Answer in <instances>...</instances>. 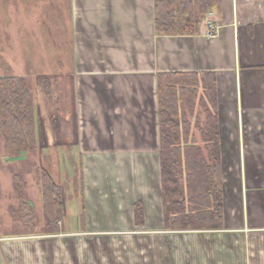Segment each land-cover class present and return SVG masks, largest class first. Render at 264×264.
Here are the masks:
<instances>
[{
    "label": "crops",
    "instance_id": "1",
    "mask_svg": "<svg viewBox=\"0 0 264 264\" xmlns=\"http://www.w3.org/2000/svg\"><path fill=\"white\" fill-rule=\"evenodd\" d=\"M70 7L73 66L47 140L58 129L63 150L73 146L80 156L81 217L69 224L63 202L58 232L0 235V264H264V0H222L196 34L156 33L154 0H70ZM160 72L215 79V99L201 81L187 118L207 156L199 125L217 114L219 229L165 227Z\"/></svg>",
    "mask_w": 264,
    "mask_h": 264
},
{
    "label": "trees",
    "instance_id": "2",
    "mask_svg": "<svg viewBox=\"0 0 264 264\" xmlns=\"http://www.w3.org/2000/svg\"><path fill=\"white\" fill-rule=\"evenodd\" d=\"M222 0H154L155 31L158 34L199 33L205 17L218 9ZM204 81L210 98L215 99L213 74L160 72V155L165 227L170 230L219 229L223 226V184L218 148L217 114L210 113L200 126L204 149L191 134L188 110L195 107L198 88ZM205 106V105H204ZM0 136L5 139L7 156L18 157L37 141L34 95L22 77L0 76ZM44 211L49 232L60 230L63 201L59 188L47 172L41 173ZM28 220L35 217L26 208ZM141 201L135 203V220L144 223Z\"/></svg>",
    "mask_w": 264,
    "mask_h": 264
},
{
    "label": "rangeland",
    "instance_id": "3",
    "mask_svg": "<svg viewBox=\"0 0 264 264\" xmlns=\"http://www.w3.org/2000/svg\"><path fill=\"white\" fill-rule=\"evenodd\" d=\"M72 66L70 0H0V76L24 78L33 92L36 110L41 111L39 119L36 112V145L28 147L18 157L6 155L5 139L0 136L1 236L33 235L49 230L41 187L42 172H47L58 186L68 223H77L81 217L80 156L73 146V149L63 150L64 139L58 129L52 128L57 136L47 140L49 126L54 123L58 126L54 118L58 105L56 96L63 101L64 71ZM201 103L203 99L200 100L202 110L204 104ZM40 122L44 127L41 126L39 135ZM47 144H56L55 149H47ZM28 207L34 214L33 222L26 216Z\"/></svg>",
    "mask_w": 264,
    "mask_h": 264
},
{
    "label": "built area",
    "instance_id": "4",
    "mask_svg": "<svg viewBox=\"0 0 264 264\" xmlns=\"http://www.w3.org/2000/svg\"><path fill=\"white\" fill-rule=\"evenodd\" d=\"M214 29H215V27L212 25V26H211V31L209 32V34H210L211 36L214 35Z\"/></svg>",
    "mask_w": 264,
    "mask_h": 264
}]
</instances>
